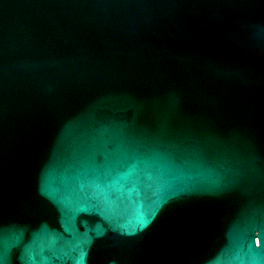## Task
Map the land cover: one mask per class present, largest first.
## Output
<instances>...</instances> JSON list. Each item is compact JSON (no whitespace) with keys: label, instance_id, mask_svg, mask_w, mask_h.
Instances as JSON below:
<instances>
[{"label":"water","instance_id":"obj_1","mask_svg":"<svg viewBox=\"0 0 264 264\" xmlns=\"http://www.w3.org/2000/svg\"><path fill=\"white\" fill-rule=\"evenodd\" d=\"M0 264H264V0H0Z\"/></svg>","mask_w":264,"mask_h":264}]
</instances>
